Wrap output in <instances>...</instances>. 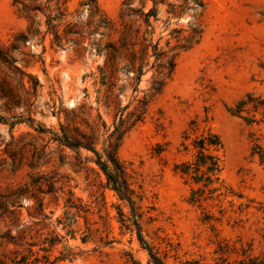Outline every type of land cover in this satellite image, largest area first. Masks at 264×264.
<instances>
[{
    "label": "rangeland",
    "instance_id": "rangeland-1",
    "mask_svg": "<svg viewBox=\"0 0 264 264\" xmlns=\"http://www.w3.org/2000/svg\"><path fill=\"white\" fill-rule=\"evenodd\" d=\"M24 1L42 8L32 25L37 33L10 56L39 85L29 108L32 123L11 128L10 116L27 112L5 109L0 100V116L8 117L0 123V160L10 163L11 154L16 168L11 172L5 164L0 170V189L28 190L17 208L18 223L26 225L39 217L30 193L45 190L39 194L45 219L30 233L40 234L34 238L39 243L33 247L39 258L34 264H151L128 219V204L107 185L96 156L54 140L60 124L72 138L89 136L102 156L108 139L118 134L115 127L126 129L116 156L141 236L163 264H237L264 254V159L251 150L264 127L247 125L228 111L247 93L264 97V0H95L115 30L96 26L97 17L88 11L92 1L68 0L62 22L91 34L68 35L59 44L53 32H61L64 23L57 27L55 19L45 35V5L57 15L54 2ZM151 7L154 14L145 21ZM18 8L13 0H0V48L26 31L28 21ZM123 23L129 30L127 46L135 43L134 50L146 53L139 79L136 68L126 65L125 51L110 59V44ZM193 30L200 31L198 40L186 49L177 47L187 45ZM156 44L163 52L160 61L153 52ZM161 79L164 84L154 94ZM209 132L221 142L217 151L209 150L219 156L221 169L211 182L194 181L175 166L193 162V141ZM6 229L0 221V236ZM18 231L11 226V235ZM44 237H57L52 246L43 245L45 252L39 250ZM12 248L0 238V254Z\"/></svg>",
    "mask_w": 264,
    "mask_h": 264
},
{
    "label": "trees",
    "instance_id": "trees-1",
    "mask_svg": "<svg viewBox=\"0 0 264 264\" xmlns=\"http://www.w3.org/2000/svg\"><path fill=\"white\" fill-rule=\"evenodd\" d=\"M51 1L54 2L57 15L50 13L48 4L45 5V35L50 32V30L54 29L55 25H53L52 22L55 19L59 20L57 27H59L61 23H64V27L61 32H58V29L55 28L53 32L54 43L59 44L61 39H66L68 35L72 34L79 36H82V33L87 35L91 34V32L88 30H81L82 28L74 30L75 24L71 25L70 22H62L63 17L66 15V3L68 0H46V3ZM90 1H92L93 4L90 6V8H88L89 16L97 17L96 26L99 27L102 25L110 30H115L113 22L100 12L95 0ZM159 1L162 2L163 0ZM152 2L155 4L154 0H152ZM183 2L185 3L186 0H183ZM15 3L19 4V8L17 10L22 15V17L28 21V25L25 32H19L13 36L12 41L5 49L0 48V67L3 66V68H0V100L4 101L3 106L5 109L20 107L23 108V111H26L27 114L26 117H24V112H21L19 115L10 116V118L14 119V121L9 122L11 128L14 126V124L21 121H27L30 123L34 122L29 114V108L32 105L31 98L35 96L36 89L39 84L35 76L23 72L18 66L14 64L15 60L10 56V52L12 50H17L19 52L25 45L26 37L28 35L37 33V30L34 29L32 25L34 19L37 18V13H42V8H40L38 5L27 3L24 0H13L14 5ZM124 3L125 2H123V4ZM153 14L154 8L151 7L144 13V16L146 17L145 21H147V18ZM124 16H126V14L124 11H121L119 14L120 20H122ZM125 26L126 23H123V30L121 31L120 35L115 40V43L113 42L110 44L112 50L110 59L113 60L115 58V53L119 55L121 52L125 51L126 53L124 59L127 61L126 65L131 69L136 68L139 79V76L142 74V66L146 58V53L143 51L144 48L140 49L139 53L137 50H134L133 47L135 43H133L132 46H127L129 41L127 40L129 30ZM199 33L200 31L193 30V35H191L186 41L187 45H177V47L180 49L188 48L192 43H195L198 40ZM142 40L144 41L146 39L142 38ZM153 52L155 59L160 61L163 52L158 51L157 44L153 46ZM174 57L175 54L167 61L168 66L166 67V78L173 70ZM160 67L164 69V63L160 64ZM25 76L28 77V87H25ZM12 81H15L14 85H12ZM163 84L164 79L158 81L156 83V87H154L153 93L155 94L159 92ZM228 111L231 115L242 119L247 125L264 127V97L261 95L247 93L241 99L236 101L232 107L228 108ZM7 121L8 117L0 116V123H6ZM60 129V135L53 132L54 140L69 148H84L90 150L96 156L95 163L105 175L107 185H110L111 188L117 193L118 197L121 200L126 201L128 204L131 215L128 219L135 226L137 237L147 250L150 263L163 264L161 259L152 252L151 248L147 246L141 236L140 226L136 219L134 202L131 198V191L127 183L125 171L116 156V147L118 141L121 139V136L126 131V129H122L121 125H117L115 127V133L118 134L113 138L110 137V139H108V143L103 148L104 156L95 150L94 146L92 145L91 138H89V136L86 134H80V139L72 138L68 135L66 129L61 124ZM11 139H13L12 135ZM10 144L11 143H6L5 145L10 146ZM193 145L196 148L193 162H181L175 166V169H178L181 174H190L194 181L204 180L207 183L211 182L212 177L217 176L221 169L219 156L217 154H212L209 151L211 149L217 151L221 147L219 136L209 132L205 136L196 138L193 141ZM6 149V151L9 150V148ZM251 150L252 153L256 154L261 160L264 159V134L262 137L260 136L255 138V142L253 143ZM8 157L10 158V163L6 164L4 159L0 160V170L4 169L6 164L9 167V170L13 172L16 170L14 167V157L11 154H8ZM26 193H28V190H26V188L23 186L14 187L13 185H9L3 189H0V221H2L7 227L5 233L1 235L0 238L4 239L6 243H9L13 246L9 252L0 254V264H34V262L39 261V258L35 256L36 251L33 250V247L39 245V243L34 240L35 237L40 235L38 233L39 230H35L34 234L30 233L34 229L33 225H36L40 222V220L45 219L42 197L39 195L40 193L45 194V190L37 187L33 189V192H31L29 195L36 200L37 207L33 214L39 217L37 221H33L28 225L18 223L17 218V208L20 206L18 204V198L24 196ZM29 216L32 217V214L29 213ZM11 226L18 227L19 231L16 235L10 234ZM55 241H57V237H44L40 242L42 246L39 248V250L45 252L47 249H45V246L43 245L47 243L48 246H52ZM82 241L85 240L82 238ZM42 257L45 259V256ZM237 264H264V254L239 260Z\"/></svg>",
    "mask_w": 264,
    "mask_h": 264
}]
</instances>
